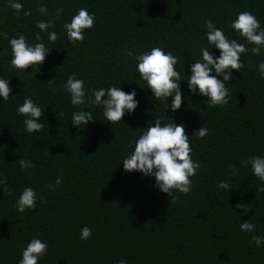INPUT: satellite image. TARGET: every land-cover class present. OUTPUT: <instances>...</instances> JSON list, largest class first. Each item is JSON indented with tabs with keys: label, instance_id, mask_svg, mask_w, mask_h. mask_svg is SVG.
I'll use <instances>...</instances> for the list:
<instances>
[{
	"label": "trees",
	"instance_id": "trees-1",
	"mask_svg": "<svg viewBox=\"0 0 264 264\" xmlns=\"http://www.w3.org/2000/svg\"><path fill=\"white\" fill-rule=\"evenodd\" d=\"M16 2L23 5L18 16L9 0H0V78H8L12 88L9 100L0 97V177L13 193L4 195L0 184V264H18L33 238L48 244L38 264H264V242L257 247L251 239L264 237V192L255 191L264 182L250 165H242L250 157L264 156V78L258 68L264 48L252 54L254 45L231 28L242 11L252 12L264 28V0ZM42 4L47 5L46 15L38 12ZM57 8L63 12L48 29L58 33L53 43L36 22L56 16ZM80 8L94 13L95 22L84 30L82 42L72 44L63 25ZM28 10L31 15L25 16ZM207 19L249 49L241 54L244 67L232 70V79L225 82L229 99L223 106L207 107V97L187 86L191 64L202 58L201 47H212L219 56V49L207 43ZM37 32L42 41H35ZM21 33L29 43L43 42L50 48L38 70L10 65L9 40ZM153 47L179 58L176 69L183 78L179 83L184 101L175 112L172 98L152 96L136 70V56ZM70 74L84 80L86 100L92 96L90 89L116 85L124 92L135 89L138 107L110 124L102 106L71 104L64 90ZM25 97L45 107V127L39 132H26V117L17 114ZM80 110L92 112L95 122L73 126L72 114ZM155 117L185 126L192 159L201 165L191 177L189 194L175 193L180 197L175 202L155 186L153 176L123 168L122 160ZM201 126L209 129L208 135H192ZM19 158L35 167L21 169ZM61 174V184L55 185ZM220 181H229L231 188H218ZM49 184L56 190L50 191ZM25 187L46 203L38 198L36 208L19 212L16 201ZM238 202L251 208L245 213L235 208ZM247 220L255 224L254 232L241 231L240 223ZM85 226L92 235L81 240Z\"/></svg>",
	"mask_w": 264,
	"mask_h": 264
},
{
	"label": "clouds",
	"instance_id": "clouds-1",
	"mask_svg": "<svg viewBox=\"0 0 264 264\" xmlns=\"http://www.w3.org/2000/svg\"><path fill=\"white\" fill-rule=\"evenodd\" d=\"M9 6L14 9V15H19L23 5L16 0H9ZM38 12L41 15L48 13L47 5H40ZM63 12L62 8L56 9V16L50 17L49 20H39L36 27L41 32H48V29L55 26V20ZM25 16L31 15V10L24 11ZM95 22V14L90 13L86 8L78 9L77 13L72 16L70 22H66L63 27L67 33L70 43L76 44L84 40V30L92 28ZM204 27L207 29V43L219 49V56H215L208 47H201V56L199 60L190 66V75H188L187 86L189 90L196 94L197 90L201 96L207 97V107L223 106L228 103L229 89L225 82L232 79V70L241 71L244 62L241 61V54L246 53L249 49L244 43H238L237 39H229L222 28L216 27L211 19L205 21ZM231 28L236 30L239 36L245 38L248 44L254 45L250 51L254 55H259L264 48V28H261L260 21L250 11L239 12L236 19L231 22ZM35 41H42L39 32L34 35ZM58 39V33L55 31L48 32L49 42H55ZM12 58L10 65L15 69L25 71L29 67L36 68L45 61L50 48L43 42L29 43L24 34L9 40ZM131 56L132 53L128 52ZM136 70L143 81L146 82L147 88L151 90L152 96L161 101H167L171 97V111L175 112L180 109L184 97L182 95L180 81L181 73L176 69L179 58L174 56L170 51L165 52L163 48L153 47L136 56ZM251 63V60L248 61ZM261 78H264V62L258 66ZM222 77L218 79L217 77ZM54 78V77H53ZM53 78L48 80L49 84ZM64 90L70 95L73 106H82L86 103L102 106L103 116L110 124L122 121L126 113H132L138 107V101L135 99L136 91L124 92L116 85L107 89L101 87L90 89L92 96L86 100L85 82L78 79L76 74H70L64 84ZM12 88L8 78H0V97L4 101L10 99ZM167 105V103H166ZM168 107V105H167ZM166 107V108H167ZM44 108L37 105L31 97H25L24 102L17 108V114L26 117L23 123L25 131L28 133L39 132L45 127L42 122ZM64 113L58 112V117L62 118ZM96 118L90 111H76L72 114L71 124L77 128L83 127L88 122H95ZM209 129L201 126L192 135L197 138H203L208 135ZM192 148L190 146L189 135L183 124H177L172 119L167 118L166 122L155 117L154 123L146 128L135 141L134 151L127 155L123 161L125 171H137L145 176L155 178V186L171 198V202L179 200L180 193L188 195L192 189L191 177L195 176L197 170L201 167L200 163L192 159ZM50 154L49 151L48 153ZM23 170H27L35 165L26 160L19 158L17 160ZM242 165L251 166V170L260 181L264 182V156H253L242 161ZM234 174L238 175V170L230 166ZM62 182L61 177H57L55 185ZM0 184L4 185L3 194L12 195V191L7 186V179L0 177ZM50 191H55L53 184H49ZM218 188L225 191L231 188L229 181H220ZM255 191L264 192V184L256 188ZM41 203H46L43 196L38 197L36 191L31 187H25L16 201V208L23 213L26 209L36 208L37 199ZM170 203V200H169ZM235 208L248 212L250 204L238 202ZM240 229L244 232H254L255 224L249 220L240 223ZM92 230L85 226L81 229L80 239L87 240L91 237ZM252 241L257 247L264 242V237L252 236ZM48 250V244L40 239L33 238L22 250V258L18 264H38ZM117 264H126V261L120 260Z\"/></svg>",
	"mask_w": 264,
	"mask_h": 264
}]
</instances>
